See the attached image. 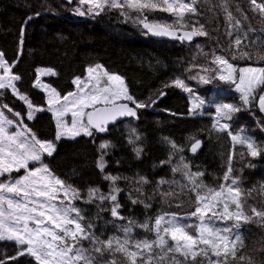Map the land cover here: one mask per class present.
I'll list each match as a JSON object with an SVG mask.
<instances>
[{"label": "snow or ice", "instance_id": "1", "mask_svg": "<svg viewBox=\"0 0 264 264\" xmlns=\"http://www.w3.org/2000/svg\"><path fill=\"white\" fill-rule=\"evenodd\" d=\"M67 2L71 4L72 0ZM201 2L208 6L207 10L214 16L216 8L223 12L227 24L226 35L230 37L229 47L225 51L229 53L231 60L255 59L264 62V50H251L244 44L248 39L243 29V23L249 19L247 13L237 4L235 12L239 13V17L234 15L229 0H219L217 4H213L212 0H78V4L83 7H77L76 15L100 16L106 10L118 11L125 20L131 19L134 24L142 25L154 35L191 42L195 37L209 35L204 24L191 19L201 14L198 7ZM248 3L249 10L264 19V0H248ZM150 11L168 13L173 20L150 22L147 16ZM132 13H136L135 17ZM31 18L28 17L29 20ZM23 37L22 27L21 45ZM201 52L203 53V49ZM203 55L207 56L208 53ZM210 64L215 67L193 64L188 71L197 67L199 71L190 78L203 84L211 83L212 79L233 84L242 101V107L232 104L217 107L216 119L210 129L216 133H227L232 142L227 170L223 175L224 183L218 188L209 187L201 179L204 173L191 172L181 156L180 165L173 167L172 171L181 172L188 183L180 185L178 181L161 179L156 186V191L164 199L179 197L185 190L194 196L195 208L190 216L198 221L195 225L181 223L183 218L174 213H162L154 219L139 223L129 219L127 226H121L123 237L101 239L92 231V223H84L82 210L75 206L76 200L84 199L80 191L56 177L43 162L44 155L51 157L56 151L55 142L39 138L24 123L20 112L6 103L0 104V177L7 174L6 180H0V242H13L17 249L16 254L7 260L0 259V264H8L9 261H17L24 256L31 257L35 264H120L118 257H122L126 264H254L253 258L243 252L245 245L239 230L242 224L253 222L264 226V210L249 206V214L245 208L246 198L252 191L264 194V184L259 189L245 192L239 185V177L232 176V161L236 145L246 149V154L253 158L264 154V145L256 144L245 135L234 134L230 124L221 121H231L233 115L242 109L256 107L264 113V66L237 68L229 58L214 52ZM14 67L15 64L10 63L0 51V97L4 95V90H10L13 96L27 106L28 120L34 119L36 112H50L55 121V141L75 140L80 136L94 137L96 133L108 132L110 124L123 117L138 119L139 110L149 106L129 94L122 76L109 72L102 64L97 63L86 68V77L76 76L72 80L76 90L63 96L54 87L42 84L40 80L41 74L55 76L57 73L52 68L38 69L33 87H41L46 92L48 106L37 107L27 94L18 89L16 82L21 80V76L13 72ZM170 86L188 93L193 91L179 77L170 85H165ZM160 95L164 93L161 92ZM150 102L156 101L150 98ZM203 103L201 100L198 104H193L190 111L196 114ZM69 115L70 121L65 119ZM140 139L135 129H131L128 142L135 146ZM163 139L174 152L183 151V147L168 137ZM189 140L190 151L195 154L202 141L195 136L189 137ZM111 147L113 145L110 142L99 144L100 155L96 160V167L101 173L107 167L105 156ZM134 151L139 158L143 149L134 147ZM171 155L167 160L161 161V164H170ZM240 155L243 157L245 152L241 151ZM21 170L24 173L22 176L12 177V173ZM104 179L110 181L109 192L103 194L98 188H89L84 202H98L99 205L107 202L111 205V216L124 220L125 217L119 212L121 204L118 201L123 189L117 185L122 177L105 174ZM135 183L138 185L135 191L143 194V185L150 181L141 176ZM165 184L170 188L161 191V186ZM172 185H178L180 192L172 189ZM129 199L133 204L143 203L145 208L151 207L138 197L129 196ZM216 221L222 222L224 226L217 227ZM133 227L153 233L155 238L134 239ZM192 228H195L194 233L189 231ZM83 241H88L90 246L85 247Z\"/></svg>", "mask_w": 264, "mask_h": 264}, {"label": "trees", "instance_id": "2", "mask_svg": "<svg viewBox=\"0 0 264 264\" xmlns=\"http://www.w3.org/2000/svg\"><path fill=\"white\" fill-rule=\"evenodd\" d=\"M76 2L74 0L73 5ZM218 2L212 0L213 4ZM229 4L234 15L239 17V13L235 12L239 4L249 17L243 23L248 36L244 44L251 50H264V19L249 10L248 0H229ZM73 5L67 6L58 0H0V42L4 45L5 50L2 51L5 58L15 64L13 72L21 76L17 83L19 89L35 101L39 98L43 106L44 95L33 88L37 69L55 70L57 76L48 81L65 95L73 90L72 80L76 76H83L88 66L99 63L109 72L122 76L129 94L149 106L139 110L137 120L111 127L103 136L95 134L94 137L60 141L54 154L45 158L46 163L54 175L77 188L84 199L89 188H98L103 194L109 192L111 184L104 179L105 174L122 177L117 185L123 189L118 201L121 204L119 212L125 217L124 220L111 216V205L107 202L99 205L98 202L85 203L84 199L75 201V206L82 210L85 217L84 223H92V231L101 239L123 237L121 226H127L129 219L139 223L162 213H174L183 218L181 223L195 225L198 221L190 216L195 208L194 196L185 190L179 197L164 199L156 191L157 183L161 179L178 181L180 185L188 183L181 172L172 171L173 167L180 165L181 156L191 172L204 173L201 179L209 187L218 188L224 183L223 175L227 170L232 142L227 133L210 131L215 122L211 116L216 104L242 107V101L235 85L218 79L203 84L190 78L199 68H192V71L188 69L193 64L215 67L210 64L213 52L229 58L237 68L260 67L264 66V62L255 59L231 60L225 51L229 47L230 37L226 35L224 14L216 8L214 16L202 2L198 5L201 14L191 19L204 24L209 35L195 37L191 42L171 37L160 42L154 41L142 25H134L131 19L125 20L118 11L106 10L100 16L81 17L72 12ZM135 15L132 13L133 17ZM30 16L32 18L29 20ZM147 16L150 22L173 20L168 13L160 11L147 12ZM22 27L24 37L21 45ZM201 49L208 55H203ZM177 77L184 79L189 87L195 86V91L190 94L175 87H165ZM161 92L164 95H160ZM191 96L204 101L201 115L191 116ZM0 98L6 101L4 97ZM150 98L156 102L151 103ZM225 122L230 124L234 134L245 135L256 144L264 145V114L258 108L242 109L234 114L231 121H222ZM32 127L39 138L55 139V125L50 114L37 117ZM131 129H135L141 137L135 146L128 142ZM192 136L202 141L195 154L190 151L189 137ZM164 137L183 147V151L174 152ZM103 142H110L113 147L108 149V155L105 156L107 167L101 173L96 167V160L100 155L99 144ZM134 147L143 149L139 158ZM235 149L232 176L239 177V185L245 192L259 189L264 184V154L253 158L240 145H236ZM241 151L245 152L243 157ZM170 154L171 163L162 165L161 161L167 160ZM141 176L150 181L143 185V194L135 191L138 187L135 182ZM169 188L165 184L160 190ZM171 188L180 192L178 185H172ZM129 196L138 197L151 207L145 208L143 203L133 204ZM246 199L245 208L249 214V206L264 210V194L252 191ZM215 224L217 227L224 226L220 221ZM189 231L194 233L195 228ZM239 231L245 245L243 252L253 258L254 264H264V226L256 222L247 223L242 224ZM132 237L138 240L155 238L153 233L138 227H133ZM16 251L14 244L2 243L0 259L7 260ZM8 264L35 262L31 257L24 256Z\"/></svg>", "mask_w": 264, "mask_h": 264}, {"label": "rangeland", "instance_id": "3", "mask_svg": "<svg viewBox=\"0 0 264 264\" xmlns=\"http://www.w3.org/2000/svg\"><path fill=\"white\" fill-rule=\"evenodd\" d=\"M72 5H73V3H72ZM72 5H70V6H72ZM77 7H83V6H80L79 4H78V0H77V2L73 5V7H72V12L75 14L76 13V9H77ZM133 23V22H132ZM134 24V23H133ZM134 25H138V24H134ZM3 44L0 42V51H2L4 48H3ZM5 50V49H4ZM3 52V51H2ZM95 65V64H94ZM246 67H258V66H246ZM39 69H47V68H39ZM38 70V69H37ZM37 70L35 71V73H36V76H37ZM55 71V70H54ZM56 72V71H55ZM86 75H87V73H86V71H85V73H84V75L83 76H80L81 78H84V77H86ZM57 75H55V76H51V75H46V74H41L40 75V80H41V82H42V84H48V85H50L51 87H53L52 85H51V83L48 81L49 79H51V78H55ZM35 79H36V77H35ZM35 79H34V82H35ZM19 81H17L16 82V84L18 83ZM34 82H33V84H34ZM196 82H198V81H196ZM126 83V82H125ZM18 87V86H17ZM35 90H37V91H39V92H41L43 95H44V101H45V105H41L40 104V99L38 98L36 101L35 100H33L27 93H24V92H22L20 89H19V87H18V89L22 92V93H24V94H27V96L29 97V99L32 101V103H33V105L34 106H37V107H42V108H47V99H48V97H47V94H46V92L44 91V90H42V88L41 87H33ZM190 88H192V92L190 93V94H192L194 91H195V89H196V87L195 86H190ZM57 90V89H56ZM76 90V88H75V85H73V90L72 91H75ZM58 91V90H57ZM59 92V91H58ZM67 94V93H66ZM65 94V95H66ZM238 94L240 95V93L238 92ZM61 96H63L62 94H61ZM2 97H4L5 99H6V101L5 100H3V99H1L0 98V104H2V103H6V104H8L10 107H12L15 111H18V112H20L21 114H22V116H23V118H24V123H26L33 131H34V129H33V127H32V125H33V122L36 120V118L37 117H39L40 115H42V114H45V113H47V114H50L51 116H52V114L50 113V112H48V111H43V112H36V113H34V119H32V120H28L27 119V115H26V113H27V106L24 104V102L23 101H20L17 97H15V96H13L12 95V93H11V91L10 90H4V95L2 96ZM202 99H198V98H196V97H190V99H189V101H190V110L192 109V106H193V104H198L200 101H201ZM226 103H229V102H226ZM221 105H223V104H216L215 105V108H214V112H213V115L211 116L212 117V119H214V121H215V119H216V108L217 107H219V106H221ZM255 108V107H254ZM203 112V105H201V107L197 110V113L196 114H199V115H201V113ZM194 113L191 111V116H194L193 115ZM10 116H11V114H9ZM234 116V115H233ZM13 119H15V117H12ZM65 119L66 120H71V116L69 115L68 117H65ZM53 122H54V125H55V121H54V119H53ZM222 122V121H221ZM125 123V122H124ZM15 129H10V131H14ZM35 132V131H34ZM36 133V132H35ZM37 135V134H36ZM80 137H85V136H80ZM80 137H77L76 139H78V138H80ZM88 138V137H87ZM75 139V140H76ZM62 140H68V141H73V140H70V139H61L60 141H62ZM60 141H55V139L53 140V142H55V144H56V149H57V145H58V143L60 142ZM46 157H48L47 155H44V157H43V162L45 163V164H47L46 163V160H45V158ZM174 159V158H173ZM174 162L175 163H179L177 160H174ZM48 165V164H47ZM35 166H39V165H35ZM30 167H33V165H31L30 164ZM49 167V166H48ZM24 173H23V170H21L20 172H14V173H12L11 175H12V177L13 178H19L20 176H22ZM56 176V175H55ZM57 177V176H56ZM7 179V174L4 176V177H0V180H6ZM2 243H12V244H14L13 242H9V241H4V242H0V246H1V244ZM83 243V245L85 246V247H89L90 245H89V242L88 241H83L82 242ZM118 260H119V262H120V264H126V262H124L123 261V258L122 257H118Z\"/></svg>", "mask_w": 264, "mask_h": 264}, {"label": "water", "instance_id": "4", "mask_svg": "<svg viewBox=\"0 0 264 264\" xmlns=\"http://www.w3.org/2000/svg\"><path fill=\"white\" fill-rule=\"evenodd\" d=\"M61 1L64 2L65 4H67V5L70 6V5H72V3H73L74 0H72V3H71V4H69V3L67 2V0H61ZM149 33H150L151 38H152L153 40H155V41H158V42L170 38L169 36L154 35V34H153L152 32H150V31H149ZM262 114H264V113H262ZM130 120H137V119H136V118H132V117H123V118L118 119L114 124H110L108 127H109V128H110V127H114V126H116V125H118V124H121V123H124V122L130 121ZM103 134H104V133H97V135H103Z\"/></svg>", "mask_w": 264, "mask_h": 264}, {"label": "flooded vegetation", "instance_id": "5", "mask_svg": "<svg viewBox=\"0 0 264 264\" xmlns=\"http://www.w3.org/2000/svg\"><path fill=\"white\" fill-rule=\"evenodd\" d=\"M58 2L59 3H63V4H65L64 2H62L61 0H58ZM73 3H74V1H73ZM65 5H67V4H65ZM67 6H69V5H67ZM145 29V28H144ZM145 31L147 32V35L148 36H150V33H149V31H148V29H145ZM151 37V36H150ZM155 41V40H154ZM110 129V128H109ZM108 132H105V134H107Z\"/></svg>", "mask_w": 264, "mask_h": 264}]
</instances>
